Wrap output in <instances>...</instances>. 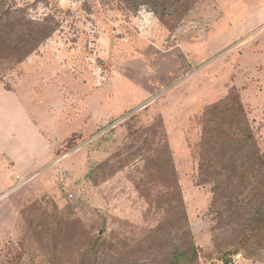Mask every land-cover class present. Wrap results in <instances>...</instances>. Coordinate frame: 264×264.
Returning a JSON list of instances; mask_svg holds the SVG:
<instances>
[{
	"label": "rangeland",
	"instance_id": "rangeland-1",
	"mask_svg": "<svg viewBox=\"0 0 264 264\" xmlns=\"http://www.w3.org/2000/svg\"><path fill=\"white\" fill-rule=\"evenodd\" d=\"M146 1L17 0L61 27L0 62V264H170L188 229L172 230L166 146L200 264L234 243L231 264H264L236 201L212 209L199 147L208 107L238 95L264 155V0H199L170 26Z\"/></svg>",
	"mask_w": 264,
	"mask_h": 264
},
{
	"label": "trees",
	"instance_id": "trees-1",
	"mask_svg": "<svg viewBox=\"0 0 264 264\" xmlns=\"http://www.w3.org/2000/svg\"><path fill=\"white\" fill-rule=\"evenodd\" d=\"M155 13L165 23L176 24L188 15L199 0H147ZM34 2L20 4L17 0H0V62L11 63V69L23 63L45 44L61 27L55 16L33 19L30 8ZM204 131L201 143L200 180L213 183L212 209L222 215V208L232 218L235 203L244 213L241 223L242 236L239 246H250L253 239L264 232V155L261 153L248 116L238 95L230 96L208 107L202 121ZM165 141V137L163 138ZM160 148V147H159ZM168 158L161 155L157 173L169 182L168 208L172 230L184 229L187 241L183 248L175 247L170 264H200L199 249L193 242L188 215L181 196L177 172L168 146L164 148ZM163 150V151H164ZM161 193V192H160ZM158 193L156 197L160 195ZM182 221V227L178 222ZM161 231L164 227H160ZM228 251L232 257L239 254L235 243ZM226 257V255H225ZM224 257V258H225ZM99 264V263H96Z\"/></svg>",
	"mask_w": 264,
	"mask_h": 264
}]
</instances>
